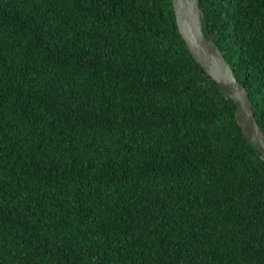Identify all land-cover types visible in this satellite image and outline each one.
Masks as SVG:
<instances>
[{
	"label": "trees",
	"instance_id": "1",
	"mask_svg": "<svg viewBox=\"0 0 264 264\" xmlns=\"http://www.w3.org/2000/svg\"><path fill=\"white\" fill-rule=\"evenodd\" d=\"M264 132V0H199ZM172 0H0V264H264V161Z\"/></svg>",
	"mask_w": 264,
	"mask_h": 264
},
{
	"label": "water",
	"instance_id": "2",
	"mask_svg": "<svg viewBox=\"0 0 264 264\" xmlns=\"http://www.w3.org/2000/svg\"><path fill=\"white\" fill-rule=\"evenodd\" d=\"M172 4L178 30L190 54L235 103V116L243 136L260 152L264 161V132L256 120L253 102L215 41L204 34L199 0H172Z\"/></svg>",
	"mask_w": 264,
	"mask_h": 264
}]
</instances>
